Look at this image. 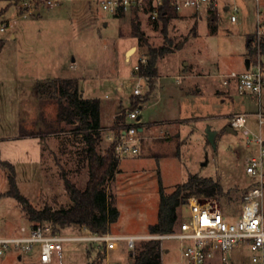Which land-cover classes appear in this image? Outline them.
Segmentation results:
<instances>
[{"label": "rangeland", "instance_id": "rangeland-1", "mask_svg": "<svg viewBox=\"0 0 264 264\" xmlns=\"http://www.w3.org/2000/svg\"><path fill=\"white\" fill-rule=\"evenodd\" d=\"M23 1L0 2L2 7L12 2L1 18L9 21V26L0 31L5 38L0 52V155L15 165L19 188L34 207L68 205L71 200L64 175L79 187H84L88 178L83 135L73 129L74 125L58 121L57 102L41 98L35 90L37 82L48 78L77 77L85 97L101 98L102 121L108 125L112 123L111 112L119 107L128 112L134 89L141 91L137 109L146 136L138 154L121 159L122 169L116 171L113 187L108 189L115 196L120 215L107 234L118 246L108 249L106 264H129L127 237L140 239L150 234L149 225L158 219L160 181L171 193L191 174L210 177L224 188L219 197L224 209L240 214L244 193L252 183L246 164L258 153L257 144H249L246 131L264 134V124L260 127L255 115L260 110L264 113V90L259 98L233 89L223 101L221 95L213 93L220 88L219 77L208 74L247 67L248 39L255 34L259 16L264 22V0H216L215 26L209 23L207 4L194 16L195 8L182 10L183 17L177 15L168 25L173 49L160 58L156 88L146 98L147 77L133 73L148 52L131 34L133 9L118 17L104 10L100 0H58L52 6L43 0H30L29 5ZM35 9L41 14L36 15ZM139 14L149 42L153 46L164 44V34L148 13ZM134 45L138 49L127 55ZM188 62L207 81L199 96L187 93L189 78L183 68ZM231 112L248 113L246 127L230 130ZM166 130L170 138L163 136ZM209 131L215 132V137L210 138ZM107 147L103 139L99 150ZM8 189V169L0 164V237L17 235L21 225L32 222L21 202L2 195ZM262 208L264 212V194ZM178 212L180 221L189 219V202ZM60 235L64 238L61 264H92L96 250L89 254L88 249L99 242L94 239L96 234L73 224L61 227ZM189 243L190 239L176 235L162 238L163 264L183 261V250ZM229 252L227 259L218 252L206 264H255L244 245ZM0 264L43 263L36 250H8L0 255ZM49 264L60 263L55 259Z\"/></svg>", "mask_w": 264, "mask_h": 264}, {"label": "trees", "instance_id": "trees-1", "mask_svg": "<svg viewBox=\"0 0 264 264\" xmlns=\"http://www.w3.org/2000/svg\"><path fill=\"white\" fill-rule=\"evenodd\" d=\"M12 1L18 3L21 0ZM35 1L38 2V0ZM11 3L4 7L0 6V25L4 22L1 18ZM134 12L131 34L138 39V45H146L148 48L147 63H141L139 70V74L146 76L148 79L149 91L145 95L146 98L156 87L160 58L173 49V42L167 35V29L170 21L178 15V10L169 1H165L161 7L159 18L154 21L155 27L160 28L165 37V43L160 46H153L149 42L148 36L141 27L138 9L135 8ZM124 14L125 10L121 9L115 15L122 17ZM208 14L209 23L215 26L214 23L218 20L216 3L213 2L208 5ZM253 40L254 35L248 39L249 57L247 59L250 61L251 56L255 57L258 52V46L254 45ZM4 44L5 38L0 35V52ZM260 48L264 54V35L260 38ZM35 90L41 98L47 97L57 102L58 121H65L74 125L73 129L83 135L85 146L82 154L83 161L88 168V178L84 187H79L64 175L70 203L57 208L50 205L36 208L19 188L15 165L8 160H3L0 155V164L8 169L9 180V189L3 192L2 195L14 197L21 202L32 221H52L60 228L76 224L96 235H106L110 224L116 221L120 215L115 196H112L107 188L109 181L117 171L120 159L117 156L116 140L112 141L104 151L99 150V144L103 139L101 100L99 97H85L77 77L48 78L37 82ZM140 100V96L135 95L129 111L137 108ZM128 112L122 109L116 115L112 126L116 138L122 135L121 128L127 121ZM224 193V188L219 181L210 177H201L198 174H191L187 181L178 184L171 193L165 191L160 181L158 219L155 223L149 225L150 235L175 233L181 222L178 210L189 202L191 196L220 197ZM93 249L96 250V255L92 259V264H106V241L99 240L96 246L91 244L88 253L91 254ZM130 255L129 264H162V239L159 237L142 238L135 249L131 250Z\"/></svg>", "mask_w": 264, "mask_h": 264}, {"label": "built area", "instance_id": "built-area-1", "mask_svg": "<svg viewBox=\"0 0 264 264\" xmlns=\"http://www.w3.org/2000/svg\"><path fill=\"white\" fill-rule=\"evenodd\" d=\"M48 6L58 3V0H43ZM169 1L178 12L186 8L199 9L204 4H212L215 0H100L102 8L113 14L121 9L125 11L137 8L148 13L149 18L155 21L159 18L161 7ZM24 5H29L30 0H24ZM148 8V9H147ZM147 9V10H146ZM235 19V16H232ZM9 26L8 21L0 25V31ZM264 35V22H259L254 34V45L258 52L254 61H250L245 70H231L221 72L217 76L220 83L227 88H234L240 94L258 95L264 90V54L260 48V38ZM146 53L139 59L134 67V75L139 74L140 64H146ZM135 95H141L140 88L134 89ZM140 109H133L127 114V121L123 125L122 135L118 138L115 134L109 136L116 140V150L119 159L139 153L140 137ZM260 127L264 124V113L260 110L255 113ZM248 113H235L230 117L233 128L246 127ZM131 118L132 121H128ZM250 143L258 146V153L252 155L246 164V172L252 178L251 185L246 189L242 209L239 215L226 211L217 196H191L189 198L190 218L183 219L179 225V232L165 235H148L142 238L178 236L190 239L191 243L183 250V261L176 264H206L218 252L223 253V259L230 257V250L242 245L251 251L252 261L255 264H264V212L262 198L264 194V134L246 131ZM59 225L52 221H32L28 225H21L19 232L14 236L0 237V255L8 250L29 252L36 250L39 260L49 264L55 259L62 263V240ZM140 238V239H142ZM94 239L105 240L106 248L118 246V242L111 236L97 235ZM140 239L127 237V246L134 250ZM115 264H119L116 262ZM163 264V263H162Z\"/></svg>", "mask_w": 264, "mask_h": 264}, {"label": "crops", "instance_id": "crops-1", "mask_svg": "<svg viewBox=\"0 0 264 264\" xmlns=\"http://www.w3.org/2000/svg\"><path fill=\"white\" fill-rule=\"evenodd\" d=\"M215 2H216V0H215ZM216 6H217V3H216ZM205 8L207 9V11H208V5H205ZM217 8H218V6H217ZM134 9L135 8H133V11H134ZM130 10V9H129ZM35 11V14L36 15H40L41 14V11L39 10V9H35L34 10ZM126 13H127V11H125ZM139 9H138V16H139V18H140V20L142 21V19H141V15L139 14ZM182 11H180V12H178V16H181V17H183L181 14ZM197 12L199 13V10L198 9H195L194 10V12L191 14V15H196L197 14ZM126 16V14H124L122 17H125ZM9 22V21H8ZM259 22H261L260 21V16H259V21H258V24H259ZM258 26V25H257ZM257 29V28H256ZM132 47H136V49L135 50H137L138 49V46L137 45H134V46H132ZM131 47V48H132ZM128 51H129V49L126 51V53H127V55H129L128 54ZM127 59H128V57H127ZM159 63V62H158ZM187 66V67H186ZM186 66L183 68V71H184V76H186L187 78H189V82H188V85H187V93H189L190 95L192 94V95H194V97L195 96H199L200 94H203L204 92H205V85H207V81L205 80H202V78H203V76H204V74H202V73H200V71H198L197 70V68H195V65L194 64H190L189 62L188 63H186ZM247 68V67H246ZM245 68V69H246ZM245 69H242V70H245ZM197 70V71H196ZM239 71H241V70H239ZM221 72H227V71H220V72H217V73H210V74H208L209 76H212V77H214V78H218V74L219 73H221ZM182 77V76H181ZM158 78H159V64H158V76H157V81H158ZM219 85H220V88H217V89H215V91H213V93H218L219 95H221V97H222V100L223 101H225L226 100V97H229V96H231L232 94H233V91L235 90L234 88H222V84L220 83V80H219ZM156 84H157V82H156ZM225 87V86H224ZM156 88V87H155ZM213 89V88H212ZM211 89V90H212ZM234 89V90H233ZM84 94V93H83ZM100 98V97H99ZM100 100H101V98H100ZM102 101H101V124H102V126H103V129H102V134H103V139L105 140V141H107L108 142V146L110 145V143H111V140L109 139V136H111L112 134H113V131H112V126L114 125V122H115V119H116V115H117V113H119V112H121V110H122V108H118V109H116L115 111H114V109H113V113L111 112V114H112V123L110 124V125H108V124H105L103 121H102ZM110 111V110H109ZM235 113H237V112H231V113H228V117H229V122H230V117L233 115V114H235ZM239 113V112H238ZM110 114V113H109ZM139 118L141 119V115H139ZM140 123H141V125H140V137H141V141H140V145H139V152H140V149H141V146H142V144H143V142H144V137L146 136V134H145V128L143 127V123L140 121ZM231 126V125H230ZM158 129H161V126H158ZM146 133H147V131H146ZM148 134V133H147ZM216 134V133H215ZM170 132L168 131V130H166V132L164 133V135L163 136H165L166 138H170ZM177 135H180V133L179 134H177ZM102 139V140H103ZM123 159V158H122ZM122 160L120 159V161L119 162H121ZM122 169V167H121V164L119 163V165H118V168H117V170H121ZM116 180V173H115V175L113 176V178L109 181V183H108V186H107V188L109 189V187L111 186V187H113V181H115ZM112 192H113V188H112ZM114 194V193H113ZM70 202L68 201V204H69ZM60 207V206H59ZM55 208H57V207H55ZM107 253H108V250H107ZM19 257L21 258V255L19 254Z\"/></svg>", "mask_w": 264, "mask_h": 264}, {"label": "water", "instance_id": "water-1", "mask_svg": "<svg viewBox=\"0 0 264 264\" xmlns=\"http://www.w3.org/2000/svg\"><path fill=\"white\" fill-rule=\"evenodd\" d=\"M135 49H136V47H132L131 49H129L128 54H131V52H133ZM246 63H247V67H249V65H250V60H249V59H246ZM228 128H229L230 130L234 131V129H233L232 126H229ZM208 134H209V137H210V138H213V137H215V135H216L215 132H211V131H209Z\"/></svg>", "mask_w": 264, "mask_h": 264}]
</instances>
